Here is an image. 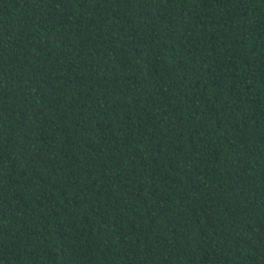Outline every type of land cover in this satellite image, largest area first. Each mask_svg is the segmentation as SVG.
<instances>
[{"label": "trees", "instance_id": "trees-1", "mask_svg": "<svg viewBox=\"0 0 264 264\" xmlns=\"http://www.w3.org/2000/svg\"><path fill=\"white\" fill-rule=\"evenodd\" d=\"M0 264H264V0H0Z\"/></svg>", "mask_w": 264, "mask_h": 264}]
</instances>
